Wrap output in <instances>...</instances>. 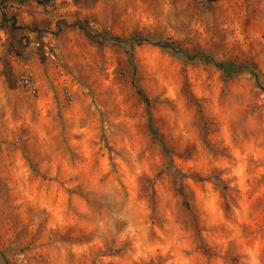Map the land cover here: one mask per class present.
<instances>
[{"label":"rangeland","instance_id":"374dc122","mask_svg":"<svg viewBox=\"0 0 264 264\" xmlns=\"http://www.w3.org/2000/svg\"><path fill=\"white\" fill-rule=\"evenodd\" d=\"M159 43L264 88V0H0V264H264V92Z\"/></svg>","mask_w":264,"mask_h":264},{"label":"trees","instance_id":"16d2710c","mask_svg":"<svg viewBox=\"0 0 264 264\" xmlns=\"http://www.w3.org/2000/svg\"><path fill=\"white\" fill-rule=\"evenodd\" d=\"M12 1H17L20 4H24L28 0H12ZM6 18H7V14L4 11L3 12V19L5 21H7ZM82 30H84L85 32H87L85 29H82ZM86 34L88 36H90L91 38H94L96 40L99 39V38H104V39H107V40H111L115 44L129 45V47L131 49H133L135 46H141V45H143V41L140 40V39H137V38H131V39H128V40H122L120 38L111 37L110 35H106V34H96V35H93V36L90 35V33H86ZM158 46L161 47L165 51H168V52H171V53L177 54V55H182V56H184V58H186L187 60H190V61L198 60V61H201L203 63H206V62L207 63H212V64H214V66H216L218 69H220L226 76H231L233 74H239L243 70H246L247 68H249V72L256 79L258 87L261 90H263V92H264V88L260 84L258 75L256 74V71L253 68L238 66V65H235V64H228V63L216 62L211 57L206 56V55H203V54L191 55L190 53H188V52L180 49L179 47H177L173 43L172 44L159 43ZM131 58L133 59V56L132 55H131ZM138 92H139V95L141 97L145 98V100L148 102V100L145 97L144 92L142 90H139ZM161 142H163V141H161ZM164 148H165V152L168 153V154H170L169 151H168V149L166 147H164Z\"/></svg>","mask_w":264,"mask_h":264}]
</instances>
